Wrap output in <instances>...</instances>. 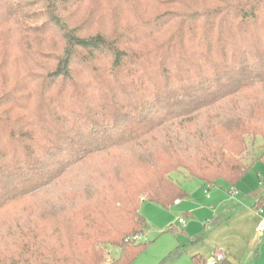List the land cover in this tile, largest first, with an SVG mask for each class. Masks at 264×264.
<instances>
[{"label": "trees", "instance_id": "trees-1", "mask_svg": "<svg viewBox=\"0 0 264 264\" xmlns=\"http://www.w3.org/2000/svg\"><path fill=\"white\" fill-rule=\"evenodd\" d=\"M0 42V219L24 209L0 222V264H133L146 248L141 202L76 225L77 196L49 189L120 150L154 172L146 140L178 120L218 114L185 154L168 148L148 200L188 198L173 173L232 191L264 164V0H0ZM99 190H82L86 210Z\"/></svg>", "mask_w": 264, "mask_h": 264}, {"label": "rangeland", "instance_id": "rangeland-1", "mask_svg": "<svg viewBox=\"0 0 264 264\" xmlns=\"http://www.w3.org/2000/svg\"><path fill=\"white\" fill-rule=\"evenodd\" d=\"M2 42H0V62H2V54L7 48L6 45H1ZM2 81L1 79L0 86ZM231 112L236 113V110L224 107L223 113L229 114ZM216 115H218L216 112L200 113L192 121L178 120L174 125H170L156 135L149 137L146 140L145 148L156 157L155 164L157 167L154 172H151L152 169L146 165H141L138 162L134 151H130V149L120 150L109 156L99 157L75 169L74 172L56 182L55 186L49 189V192L53 195L69 193L77 196L79 206L75 212H78L74 220L76 225L80 224V220L82 221L83 217H87V214H91L94 210L100 212L101 215L97 216L99 219L114 218L117 215V209H130L131 206H137L141 202L140 214L146 219L148 228L144 235L139 236L138 241L146 245V248L137 256L133 264H193L189 251L192 247L201 245V242L205 240L203 236V239L200 237L193 238V236L189 238L187 234H184L182 224L179 221L183 219L187 224L190 221L198 220L203 226L206 224L205 221L198 215L182 214L180 209L165 208L148 200L147 184L154 178L152 177L153 173L157 175L159 171L165 168V163L168 160V148L172 146L176 151L179 150L180 153L185 154V145L190 140L188 134L195 132L199 134L211 133L210 128L218 121ZM181 123L183 124L179 126ZM176 139L178 140L175 141ZM261 144L262 140L259 137L256 146ZM253 156H257L256 151ZM245 161L250 162V158L246 156ZM259 167L264 168V165L257 163L252 172L257 173ZM170 178L188 194L189 199L191 198L189 191H193L199 197L203 194L204 187H211L200 180H187L178 173L171 174ZM202 186L203 189L201 190ZM95 188L96 190L100 189L97 197L99 202L95 200L94 204H91V207L86 210L85 207L89 201L82 190L88 189L91 194ZM30 204L33 209L46 203L43 198V200H39V204ZM90 209H93L92 212ZM23 211L24 209L20 210V208L13 209L8 215L1 218L0 222L12 224L16 218L23 216ZM106 251L109 254L108 259H117L120 256V249L117 247L108 246Z\"/></svg>", "mask_w": 264, "mask_h": 264}, {"label": "crops", "instance_id": "crops-1", "mask_svg": "<svg viewBox=\"0 0 264 264\" xmlns=\"http://www.w3.org/2000/svg\"><path fill=\"white\" fill-rule=\"evenodd\" d=\"M253 168L233 189L235 194L226 183H219L216 187L202 186L199 197L189 191L190 199L175 203L173 208L182 214L198 215L206 223L203 226L197 220L182 224L189 238L203 236L205 240L190 249L192 258L212 261L216 251H221L229 264H264V232L257 231L264 220V168L259 167L257 173Z\"/></svg>", "mask_w": 264, "mask_h": 264}, {"label": "built area", "instance_id": "built-area-1", "mask_svg": "<svg viewBox=\"0 0 264 264\" xmlns=\"http://www.w3.org/2000/svg\"><path fill=\"white\" fill-rule=\"evenodd\" d=\"M232 192V194H235V193H237L235 190H232L231 191ZM177 203H179L178 201L176 202V204ZM180 224H184V220L183 219H180ZM257 231L258 232H264V220H263V222L257 227ZM220 259H221V257H218V258H215L214 257V259L212 260V261H208L207 262V264H218L219 263V261H220Z\"/></svg>", "mask_w": 264, "mask_h": 264}]
</instances>
